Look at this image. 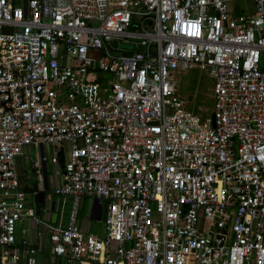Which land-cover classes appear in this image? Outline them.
<instances>
[{"label":"built area","instance_id":"2783aa9c","mask_svg":"<svg viewBox=\"0 0 264 264\" xmlns=\"http://www.w3.org/2000/svg\"><path fill=\"white\" fill-rule=\"evenodd\" d=\"M236 1L0 0V264H41L22 219L53 264H264V0ZM192 68L204 119L177 96ZM25 150L65 223L25 206ZM84 197L101 236L77 224Z\"/></svg>","mask_w":264,"mask_h":264},{"label":"crops","instance_id":"0c3cea01","mask_svg":"<svg viewBox=\"0 0 264 264\" xmlns=\"http://www.w3.org/2000/svg\"><path fill=\"white\" fill-rule=\"evenodd\" d=\"M47 151V149L40 150ZM33 152L30 150H25L22 155L16 158V169L18 171L19 183L22 187L24 193V204L27 208L32 209L36 216L44 220L47 223L54 224L62 220L61 213H59L60 207L66 205V199H59L52 192L51 189L58 181V176L54 173L52 166L48 163H44V168L37 175L31 166V159ZM49 165V166H48ZM32 190H35L33 194ZM50 190V191H49ZM32 197V204L29 205L25 202L26 192ZM49 192L54 198L49 196ZM87 199L89 202H87ZM86 209V213H81ZM56 211V213H55ZM104 203L94 201L90 198L84 197L79 201L78 211H77V224L84 231L93 233L96 235H103L104 233ZM24 228V236L27 240L34 244H37L40 251L46 256H49V262L54 263L55 258L50 254L49 244L46 240H42L36 236V230H40V226H35L32 221L28 219L19 220L16 224L15 238L19 240L20 229ZM48 246V249H47Z\"/></svg>","mask_w":264,"mask_h":264},{"label":"rangeland","instance_id":"374dc122","mask_svg":"<svg viewBox=\"0 0 264 264\" xmlns=\"http://www.w3.org/2000/svg\"><path fill=\"white\" fill-rule=\"evenodd\" d=\"M234 5L244 7L246 0H237ZM177 96L180 99L183 108L192 111L194 114L199 116L200 119L209 117L212 110V98L211 88L212 80L207 76L206 72L199 71L198 69L192 68L175 75ZM49 166V165H48ZM50 191V190H49ZM26 192L25 202L29 205L32 204V197ZM51 198H54L51 192L48 193ZM87 202L89 200L87 199ZM70 200L66 198V205L60 207L59 213H61L63 223L66 222L67 214L69 211ZM86 209L81 213L85 214ZM56 213V211H55ZM48 249V246H47ZM49 250V249H48ZM36 259L41 264H52L49 262V256L39 252L36 254Z\"/></svg>","mask_w":264,"mask_h":264},{"label":"trees","instance_id":"16d2710c","mask_svg":"<svg viewBox=\"0 0 264 264\" xmlns=\"http://www.w3.org/2000/svg\"><path fill=\"white\" fill-rule=\"evenodd\" d=\"M62 163H63V159H62L61 156H59L58 165H59L60 168L62 167Z\"/></svg>","mask_w":264,"mask_h":264},{"label":"water","instance_id":"95a60500","mask_svg":"<svg viewBox=\"0 0 264 264\" xmlns=\"http://www.w3.org/2000/svg\"><path fill=\"white\" fill-rule=\"evenodd\" d=\"M211 123H213V121L211 120ZM43 168H44V164H43ZM94 201H97L96 199Z\"/></svg>","mask_w":264,"mask_h":264}]
</instances>
